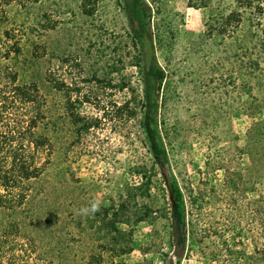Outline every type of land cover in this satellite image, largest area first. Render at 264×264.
Returning a JSON list of instances; mask_svg holds the SVG:
<instances>
[{
  "label": "rangeland",
  "instance_id": "rangeland-1",
  "mask_svg": "<svg viewBox=\"0 0 264 264\" xmlns=\"http://www.w3.org/2000/svg\"><path fill=\"white\" fill-rule=\"evenodd\" d=\"M18 1L0 20V72L38 86L37 132L48 145L26 200L0 207V264H88L99 248L79 210L97 200L109 206L126 184L139 186L140 167L157 174L139 199L153 216L134 228L131 254H104L100 264H237V239L264 264V0H145L166 74L159 121L184 195V246L172 236L168 193L140 124L142 85L123 0H90V15L83 0ZM126 101L130 119L115 108ZM10 113L9 121H26L24 108ZM72 113L98 124L81 130Z\"/></svg>",
  "mask_w": 264,
  "mask_h": 264
},
{
  "label": "trees",
  "instance_id": "trees-1",
  "mask_svg": "<svg viewBox=\"0 0 264 264\" xmlns=\"http://www.w3.org/2000/svg\"><path fill=\"white\" fill-rule=\"evenodd\" d=\"M40 1L19 0L18 2L25 6L26 3L34 4ZM12 2L13 0H0V20L6 18V7ZM122 7L129 21L131 44L137 50L133 66L138 69L142 85L141 128L153 165L160 172L168 193L169 208L165 216L171 221L172 236L178 246H184L187 239V212L184 195L170 168L160 127L161 91L166 74L156 57L150 12L145 0H123ZM82 10L87 15L93 13L90 0H83ZM237 20L239 21V15ZM95 80L97 83H107V86L112 87L111 81L103 83L99 78ZM53 83L58 91L65 88L62 82ZM119 83L122 90L127 88L123 79ZM67 101V105L72 106L69 96ZM13 107L25 109L26 121H9L8 117ZM115 108L119 115L126 114L128 119L135 116V109H131L129 101ZM43 118L38 86L35 83H20L15 72H0V188L3 191V194H0V207L13 208L22 204L27 198L26 185L39 178L43 172V164L39 162L38 153L47 147L48 139L37 132ZM71 119L75 125L82 122L81 130L85 131L98 124L97 119L93 122L90 119L80 118L75 113L71 114ZM136 174L141 178L139 186L126 184L117 201L109 206L101 205L100 211L94 216H87V223L91 226L90 235L95 238L93 239L97 243L95 247L99 248L98 255H92L88 264L104 262V254L110 260L131 254L134 248V228L152 218L154 211L148 205L139 203V199L143 200L148 196L152 178L157 174L147 176L144 167H140ZM242 234L243 230L237 225V238H241ZM240 245L242 246V241L237 239V264H256V258L239 249Z\"/></svg>",
  "mask_w": 264,
  "mask_h": 264
},
{
  "label": "clouds",
  "instance_id": "clouds-1",
  "mask_svg": "<svg viewBox=\"0 0 264 264\" xmlns=\"http://www.w3.org/2000/svg\"><path fill=\"white\" fill-rule=\"evenodd\" d=\"M101 208V202L100 201H92L89 206L82 207L78 214L84 215V216H94L96 212L100 211Z\"/></svg>",
  "mask_w": 264,
  "mask_h": 264
}]
</instances>
